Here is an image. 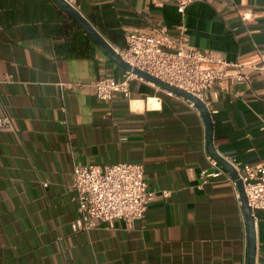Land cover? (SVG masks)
<instances>
[{
	"label": "crops",
	"instance_id": "1",
	"mask_svg": "<svg viewBox=\"0 0 264 264\" xmlns=\"http://www.w3.org/2000/svg\"><path fill=\"white\" fill-rule=\"evenodd\" d=\"M117 49L133 30L165 26L232 64L217 96L203 94L222 156L264 159V0H69ZM72 19L53 0H0V264H246V225L229 174L207 160L196 107L142 80L130 97L98 99L92 83L125 70L92 42L76 56ZM74 22V21H73ZM78 26V25H77ZM81 29V28H80ZM144 166L153 191L141 219L86 230L73 199L74 166ZM255 264H264V210Z\"/></svg>",
	"mask_w": 264,
	"mask_h": 264
},
{
	"label": "built area",
	"instance_id": "2",
	"mask_svg": "<svg viewBox=\"0 0 264 264\" xmlns=\"http://www.w3.org/2000/svg\"><path fill=\"white\" fill-rule=\"evenodd\" d=\"M196 1L201 0H174L180 14ZM116 51L132 67L146 71L202 100L203 94L209 90L217 96L221 84L231 78L247 79L241 71L234 75L227 73L230 65L240 67V64H232L213 53L194 48L183 26L179 27L177 39L170 37L165 26L133 30L125 37V47L116 48ZM256 69L264 73V64ZM131 80L146 81L126 71L122 81H117L112 76H103L91 86L95 96L102 101H109L118 93L129 98ZM179 98L195 107L186 98ZM8 125L7 118H0V127ZM224 158L234 167L242 181L247 203L255 220L256 212L264 210V159L239 165L235 159ZM207 160L214 170L202 171L204 177L228 174L210 155H207ZM232 182L236 186L233 179ZM71 188L86 230L93 228L96 221L122 220L129 223L141 219L146 203L153 196V191L148 189L144 179L143 164L134 162H117L103 168L94 164L76 165L71 174ZM237 198L241 205L239 196Z\"/></svg>",
	"mask_w": 264,
	"mask_h": 264
},
{
	"label": "water",
	"instance_id": "3",
	"mask_svg": "<svg viewBox=\"0 0 264 264\" xmlns=\"http://www.w3.org/2000/svg\"><path fill=\"white\" fill-rule=\"evenodd\" d=\"M84 32L88 39L115 65L119 66L125 71L132 72L133 74L141 77L142 79L168 91L172 94L178 95L180 97L186 98L191 101L195 107L198 109L204 125H205V148L206 152L221 165L224 170L230 175V177L235 181L239 198L241 202V208L243 211L245 225H246V240H247V260L246 264H255L256 256V232H255V220L252 216V212L248 206L246 194L242 181L239 179L238 174L234 167L219 154L212 141V120L209 109L207 108L205 102L187 92L181 88L171 85L161 79L143 71L139 68L132 67L130 64L125 62L121 56L116 51V48L96 29V27L85 18L84 15L68 0H53Z\"/></svg>",
	"mask_w": 264,
	"mask_h": 264
},
{
	"label": "trees",
	"instance_id": "4",
	"mask_svg": "<svg viewBox=\"0 0 264 264\" xmlns=\"http://www.w3.org/2000/svg\"><path fill=\"white\" fill-rule=\"evenodd\" d=\"M71 26L75 27V30L73 32L74 38L71 41L74 46L76 44L79 46L77 53H75L76 56H88L92 51V43L88 39V37L84 34V32L80 29L79 26L75 22L72 21Z\"/></svg>",
	"mask_w": 264,
	"mask_h": 264
}]
</instances>
